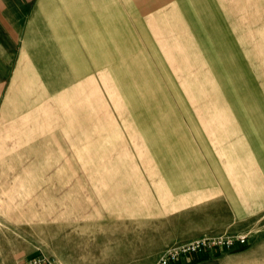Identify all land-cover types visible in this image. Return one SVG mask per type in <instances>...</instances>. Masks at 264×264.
<instances>
[{
  "label": "crops",
  "instance_id": "obj_1",
  "mask_svg": "<svg viewBox=\"0 0 264 264\" xmlns=\"http://www.w3.org/2000/svg\"><path fill=\"white\" fill-rule=\"evenodd\" d=\"M18 182L59 216L98 189L122 200V246L249 237L264 219V0H0V195Z\"/></svg>",
  "mask_w": 264,
  "mask_h": 264
},
{
  "label": "rangeland",
  "instance_id": "obj_2",
  "mask_svg": "<svg viewBox=\"0 0 264 264\" xmlns=\"http://www.w3.org/2000/svg\"><path fill=\"white\" fill-rule=\"evenodd\" d=\"M238 2L243 4L244 0ZM256 2L258 0H253L254 4ZM253 14L259 19V6L254 5ZM260 26L259 20L254 22V30H259ZM253 51L255 58L259 50ZM84 169L77 167V174H84ZM19 171L18 167L12 168V175ZM11 185V192L0 195V264H26L35 255L55 259L57 264H157L161 252L169 249L140 247L132 243L118 245L123 241L112 239V236L113 229L121 223L118 217L122 216L111 210H116L122 200L120 203L117 199H109L107 203L106 198L100 196V189L91 199L61 200L62 214L59 216L52 214L51 199H45V208L37 200L36 184H29L27 192L20 189V182ZM130 187L129 183L125 184L126 195L133 194ZM134 201L137 200L126 198L124 208L132 207ZM107 206L111 213L100 214ZM69 208L75 214H64ZM129 217L126 215L125 219ZM74 243L78 245L74 246ZM204 254L205 259L197 264H264V219L249 235L245 245L233 249L218 247ZM189 262L186 257L181 263Z\"/></svg>",
  "mask_w": 264,
  "mask_h": 264
},
{
  "label": "built area",
  "instance_id": "obj_3",
  "mask_svg": "<svg viewBox=\"0 0 264 264\" xmlns=\"http://www.w3.org/2000/svg\"><path fill=\"white\" fill-rule=\"evenodd\" d=\"M247 240L248 235L203 237L187 244L172 246L159 258L157 264H179L183 258L192 254L206 253L218 247L233 249L245 245ZM26 264H57V262L44 255H35L30 257Z\"/></svg>",
  "mask_w": 264,
  "mask_h": 264
},
{
  "label": "trees",
  "instance_id": "obj_4",
  "mask_svg": "<svg viewBox=\"0 0 264 264\" xmlns=\"http://www.w3.org/2000/svg\"><path fill=\"white\" fill-rule=\"evenodd\" d=\"M188 258H189L190 264H197V263H200L201 261H203L205 259V254L204 253L192 254V255L188 256ZM179 264H182V263H179Z\"/></svg>",
  "mask_w": 264,
  "mask_h": 264
}]
</instances>
